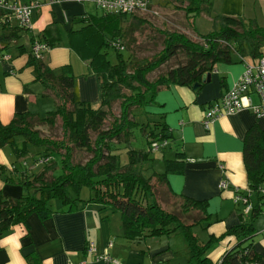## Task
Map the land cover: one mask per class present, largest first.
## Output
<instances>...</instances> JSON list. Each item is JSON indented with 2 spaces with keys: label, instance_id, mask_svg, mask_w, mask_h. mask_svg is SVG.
<instances>
[{
  "label": "trees",
  "instance_id": "obj_1",
  "mask_svg": "<svg viewBox=\"0 0 264 264\" xmlns=\"http://www.w3.org/2000/svg\"><path fill=\"white\" fill-rule=\"evenodd\" d=\"M158 4H173L183 10L193 28L197 17L207 14L213 18L216 28L199 34V41L184 32L164 30V47L153 58L138 59L131 54L124 58L119 54L117 62L112 63L107 53L101 51L102 45L107 43L105 37L110 36L108 44L118 40L123 44L122 39L146 21L137 17V13L103 11L101 15L84 13L75 16L74 23L81 26L68 30L69 46L88 62L100 80L102 102L99 108L81 100L72 65H64L57 73L31 48L27 64L33 68L34 82L40 83L55 97L56 106L45 116L28 110L16 113L9 123L0 120V150L8 146L16 158L10 167L0 163V177L4 182L24 189L20 197H7L0 191V239L13 226L28 227L31 214H37L42 220L50 218L56 212L52 207L55 200L62 202L66 212L79 209L82 203H98L120 212L124 237L130 241L183 232L191 250L188 264L259 263L261 257L252 242L256 234L252 222L244 220L225 233L235 236L237 243L220 261L213 262L207 252L225 235H210L203 240L194 231L210 220L208 202L181 197L183 213L193 216L189 223L179 214L166 211L156 199L152 181L155 179L166 185L167 174L184 171L187 156L177 150L175 158L164 160L163 173L149 170L153 160L152 143L167 141L162 148L165 149L173 137L164 115L150 112L148 106L157 104L156 97L162 89L171 85L193 86L212 73L219 63H245L247 57L258 60L264 53V25L255 19L215 14L212 0H155L153 8ZM129 20L131 27H124ZM26 29L29 28L6 21L2 25L5 38L2 49L19 39ZM43 33L34 42L42 41L52 48L62 39L55 24ZM21 51L26 49L22 46ZM179 54L185 55L184 63L153 80L149 78L150 73ZM117 102L120 113L114 116L111 110ZM58 121H61L62 137L43 134L39 128H53ZM138 128L147 133V150L128 148ZM17 136L22 137V145L17 143ZM29 146L42 147L44 151L39 153L40 156H33L32 165L24 162L23 167L17 166V162L30 153ZM125 147L128 148V160L124 163L120 151ZM75 149L87 151L90 158L85 163L75 161ZM53 154L60 158L59 172H56L58 164L52 158ZM243 158L249 189L257 192L259 197V204L254 205L251 212L255 217L263 213L260 187L264 184V129L257 123L245 136ZM33 165L40 166L41 170L32 172L30 167ZM84 188L91 192L87 199L81 197Z\"/></svg>",
  "mask_w": 264,
  "mask_h": 264
},
{
  "label": "crops",
  "instance_id": "obj_2",
  "mask_svg": "<svg viewBox=\"0 0 264 264\" xmlns=\"http://www.w3.org/2000/svg\"><path fill=\"white\" fill-rule=\"evenodd\" d=\"M8 1L38 2L40 7L34 13L32 26L23 30L19 39L12 41L7 49H2L5 39L2 25L8 21L16 26L18 22L14 16L7 18L0 9V120L3 123H9L20 112L30 110L39 114L46 107L43 102L47 98L56 105L55 97L40 83L34 82L33 68L27 64L29 51L34 40L42 37L44 30L53 24L66 40L68 30L76 27L73 25L75 16L88 13L84 11V5L75 0ZM212 4L217 14L255 19L264 25V0H212ZM22 46L26 51H21ZM42 58L57 73L61 72L64 65H72L81 100L90 103L93 108L101 106L98 76L69 44L64 42L50 48ZM244 70L243 63H219L212 72L210 82L203 84L198 92L193 90V86L171 85L158 92L157 104L148 106V110L164 115L173 137L168 146L174 148L175 156L177 150L187 156L183 172L167 174V191L179 200L186 196L208 202L210 220L200 225L203 237L195 233L207 240L210 235H225L244 220L252 222L256 228L252 242L261 257L259 264H264V217L258 220L257 217L262 213L255 217L252 213L245 214L244 206L234 201L237 190L247 193L249 189L243 158L245 136L256 123L264 129V118L256 117L250 109H244L218 118L209 129L205 128L203 122L206 111L235 85ZM255 95L251 97L254 102H258ZM12 162L5 149H1L0 163L10 167ZM30 168L32 172L41 170L38 165ZM222 181H227V188L220 187ZM0 191L7 197H20L24 193L22 186L6 183L1 177ZM251 200L254 205L259 204V197L255 202L253 194ZM65 209L62 202L61 205L56 203V212L50 218L42 220L34 213L28 219V227L13 226L0 239V264L189 262L191 250L181 231L170 236L143 237L130 241L124 237L121 214L113 207L82 203L77 210L66 212ZM89 242L96 246L94 255L88 253ZM236 243L235 236L225 235L212 245L207 256L213 262L220 261ZM104 256L110 257V261L104 260Z\"/></svg>",
  "mask_w": 264,
  "mask_h": 264
},
{
  "label": "rangeland",
  "instance_id": "obj_3",
  "mask_svg": "<svg viewBox=\"0 0 264 264\" xmlns=\"http://www.w3.org/2000/svg\"><path fill=\"white\" fill-rule=\"evenodd\" d=\"M160 2V0H159ZM84 5L85 10L89 14L92 15H101L103 13V10H101L95 3L91 1H84L80 2ZM215 13V12H214ZM217 14V13H215ZM137 17L140 19H143L146 21V23L133 28L127 36H125L123 40V44L125 45V50L118 49L114 44L109 43L110 36H106L105 40L107 43H104L101 47V51L104 53H107L108 59L115 63L117 62L118 55L121 54L124 58H128L131 54L134 58L138 59H151L156 54H158L164 47L163 40L164 30H170V31H179L186 33L191 39L195 41L201 40V37L199 34H206L211 31H213L216 27L214 20L211 16H208L207 14H203L199 17H197L195 22V28L193 26H190L188 23L185 13L183 10L176 8L173 4H163V5H155L153 8V11L146 12V13H137ZM11 18H13V15L11 14ZM133 20V19H132ZM131 20L124 23V27L129 28L131 27ZM75 28H80L81 24L73 23ZM66 41L65 38H62L59 43L56 44V46L67 43L70 44L69 37L66 33ZM249 63L254 64L257 59H253L251 57H247L246 59ZM186 61V57L183 54H179L178 56L172 57L166 64L162 65L158 69H156L154 72L149 74L150 79H155L159 75L169 71L171 68L176 67L180 63H184ZM245 64V63H243ZM259 97L255 95V100H258ZM46 107L42 109V111H39L40 116H45L48 111L53 110L55 108V103L51 99H45L43 102ZM48 103H50L48 105ZM49 106V107H48ZM112 115H119L120 113V103H114L112 107ZM146 115H143L145 117ZM257 117V115H255ZM111 117V116H110ZM112 118V117H111ZM146 118V117H145ZM43 134L52 135L53 137L63 136V131L61 127V121H58V124L51 128L48 126H41L39 127ZM16 141L19 145H22L23 140L21 136L16 137ZM172 142V141H171ZM148 138L147 133L144 132L142 129L138 128L135 130L133 134L132 141L128 148H134L137 150H147L148 148ZM128 148H123L120 152L122 155L123 162H127L128 160ZM6 154L10 158V160L15 161L16 158L11 150L10 147L6 146L5 148ZM30 153L20 159L17 162V166L23 167V163L27 162L29 165H32L34 163L33 156H40V154L44 151V148L42 147H34L29 146ZM174 148H169V146L165 149H161L159 151H153L151 152V156L153 158L150 166L151 172H158L163 173L165 171V162L164 160L166 158H174L175 152ZM40 153V154H39ZM90 154L87 151L75 149V161L85 163L89 158ZM53 159L57 161L58 169L56 172L60 171L61 165H60V158L53 154ZM52 174V171L49 172V175ZM152 184L154 185L153 191L154 196L159 201L160 204L166 209V211L174 212L176 214H179L185 222H191L192 221V214H185L182 211V200L176 199L173 196L170 195V193L167 191L164 184L160 183L157 180H153ZM90 190L88 188H84L81 193L82 198H89L90 197ZM254 195L255 202L258 201V193L252 192ZM60 204L61 202L59 200H55L53 202V209L55 204ZM259 203V201H258ZM191 216V217H190ZM246 216V215H245ZM264 217V212L260 214L257 218L258 220L262 219ZM252 218V215L250 216V219ZM256 218V219H257ZM255 219V221H256ZM203 228L202 226H199L194 229L197 233L200 234L201 237L204 234L202 232ZM179 233V232H176ZM178 235V234H177ZM205 237V235H204Z\"/></svg>",
  "mask_w": 264,
  "mask_h": 264
},
{
  "label": "built area",
  "instance_id": "obj_4",
  "mask_svg": "<svg viewBox=\"0 0 264 264\" xmlns=\"http://www.w3.org/2000/svg\"><path fill=\"white\" fill-rule=\"evenodd\" d=\"M54 2L55 0H51ZM77 2L91 1L95 3L101 10L114 14H132L146 13L153 11L155 0H75ZM40 7V3H24L10 2L8 0H0V9L4 11L7 18L11 14L17 19L18 25L30 28L33 23V16L36 10ZM114 45L124 50L125 47L118 40ZM32 52L39 58L50 49V47L42 42L35 41L32 45ZM256 94L259 97L258 102H254L251 95ZM250 109L257 117L264 118V53L254 63L245 62V70L239 77L235 85L226 91L205 113L204 126L209 129L210 125L218 118L225 115H232L241 110ZM168 144L167 141L152 143V151H159ZM46 162V160L44 161ZM222 189L228 187L227 181H222L220 184ZM262 195V211L264 212V184L260 187ZM252 191L248 189L247 193L236 191L234 201L236 204L244 206L243 212L251 214L254 204L251 200ZM88 253L94 255L97 251L93 242H89L87 246ZM104 260L110 261V257L104 256ZM117 262V261H114ZM247 264H259L252 262Z\"/></svg>",
  "mask_w": 264,
  "mask_h": 264
},
{
  "label": "water",
  "instance_id": "obj_5",
  "mask_svg": "<svg viewBox=\"0 0 264 264\" xmlns=\"http://www.w3.org/2000/svg\"><path fill=\"white\" fill-rule=\"evenodd\" d=\"M211 76H212V73H208L206 76H204V78H203L202 81H198V82H196V83L193 85V90H194L195 92H198V91L202 88L203 84L210 82V80H211Z\"/></svg>",
  "mask_w": 264,
  "mask_h": 264
}]
</instances>
